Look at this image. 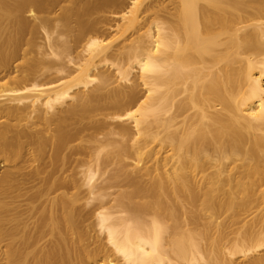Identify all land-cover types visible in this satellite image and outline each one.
<instances>
[{
    "label": "bare ground",
    "instance_id": "bare-ground-1",
    "mask_svg": "<svg viewBox=\"0 0 264 264\" xmlns=\"http://www.w3.org/2000/svg\"><path fill=\"white\" fill-rule=\"evenodd\" d=\"M261 250L264 0H0V264Z\"/></svg>",
    "mask_w": 264,
    "mask_h": 264
},
{
    "label": "rangeland",
    "instance_id": "rangeland-1",
    "mask_svg": "<svg viewBox=\"0 0 264 264\" xmlns=\"http://www.w3.org/2000/svg\"><path fill=\"white\" fill-rule=\"evenodd\" d=\"M25 15V17L27 18V20H28V22L30 23L31 21H32V17H30V15L28 14V12L27 13H25L24 14ZM39 16L41 15V14H38ZM32 18V19H31ZM31 19V20H30ZM32 22H34V21H32ZM32 22L30 23V24H32ZM39 21L37 20V23H38ZM36 23V24H37ZM34 24V23H33ZM41 30V31H40ZM39 30V32L37 33V35H36V37H35V40H36V42L39 44V46H42L43 47V45H44V47H48V42H47V39H45V36H46V34H45V31L43 30V29H40ZM51 32V38H54V39H58L59 38V34L57 33V32H55V31H50ZM113 35V34H112ZM61 36V38H60V40L59 41H65L66 40V37L65 36H62V35H60ZM43 47V49H46V52H48V54H47V57L48 58H50L51 56H49V54H50V52H51V49L50 48H44ZM73 56H75V54H73ZM120 84V83H119ZM142 90V89H141ZM143 92H144V90H143ZM128 124V123H127ZM130 125V124H129ZM101 182V179H99L97 182ZM99 182V183H100ZM184 203H186V202H184ZM183 203V204H184ZM200 204V203H199ZM186 205V211L187 210H189V211H191L193 208H189V204H185ZM189 208V209H188ZM191 209V210H190ZM183 212H185V210H182ZM192 211H195V208L192 210ZM206 214V215H205ZM208 214H210L209 212H208ZM220 214H221V217H220ZM220 214H217V215H215V216H217L216 217V219H215V217L213 216V219H214V221L216 222V223H218V221L221 223V224H223L224 226L225 225H227V226H229L230 225V222L232 221V218H230V214L229 213H227V212H223V213H220ZM201 216H199V217H201V218H199V220H197V222L196 223H198V225H200V227H197V226H195V230H197V233H196V231H195V233L196 234H198V236H196V234H194L195 236H196V239H199V242H200V244H201V246H202V244H204V246L206 247L207 246V244L204 242V243H202L201 241H200V232L202 231V225H204V224H206L205 223V221L206 222H208L209 221V219H210V215L208 216L207 215V213H201L200 214ZM204 217H203V216ZM252 217H253V215H251V216H247V214H243V215H241L240 216V218H239V221H249V222H251V220H252ZM181 219H185L184 221H187L186 220V218H185V216H183V217H180ZM206 218V219H205ZM180 219V221H182ZM218 219V220H217ZM225 222V223H224ZM197 228V229H196ZM200 228V229H199ZM233 228V227H232ZM198 231H199V233H198ZM214 232H212V236L214 237V238H217V237H219V234L215 231V230H213ZM96 232V231H95ZM94 232V233H95ZM232 232V229H230V227H228V228H226V230H225V234H226V237H225V240L223 241L225 244H228L229 243V239L231 238V234H229V233H231ZM93 234V232H91V235ZM96 235V234H95ZM93 237H94V234L92 235ZM98 235H96V237H97ZM198 237V238H197ZM103 238V235H100L99 236V239H102ZM103 242H105L104 240H102ZM253 255H251L250 254V256H248L247 258H245V259H242V258H240V257H235V258H233V259H231V261H228L226 264H245V262H247L248 261V258H250L251 256L252 257H255V256H259V255H263L264 254V250H261V251H259V252H257V253H252Z\"/></svg>",
    "mask_w": 264,
    "mask_h": 264
}]
</instances>
